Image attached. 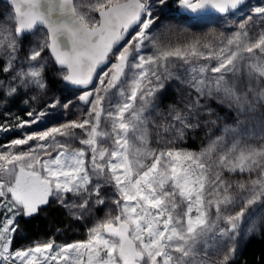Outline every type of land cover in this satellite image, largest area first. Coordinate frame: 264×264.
Instances as JSON below:
<instances>
[{
  "label": "snow or ice",
  "instance_id": "1",
  "mask_svg": "<svg viewBox=\"0 0 264 264\" xmlns=\"http://www.w3.org/2000/svg\"><path fill=\"white\" fill-rule=\"evenodd\" d=\"M6 2V97L34 91L24 104L39 103L49 91L50 64L65 85L86 88L97 75L99 83L78 96L87 111L76 119L0 145V264H230L244 220L264 204V119L256 116H264V3L229 21L247 0H177L184 15H214L221 29H235L200 34L159 23L154 8L167 0ZM37 30L41 37L29 39ZM173 81L178 95L188 91L161 108ZM208 101L234 113L235 125L224 124L199 151L174 147L201 123L223 119H211ZM60 106L53 99L17 117L15 127L40 125ZM11 130L0 125V132ZM153 139L163 147H151ZM77 141L82 147L72 146ZM51 200L76 220L107 210L85 241L12 250L18 218ZM256 230L253 221L245 234Z\"/></svg>",
  "mask_w": 264,
  "mask_h": 264
},
{
  "label": "trees",
  "instance_id": "2",
  "mask_svg": "<svg viewBox=\"0 0 264 264\" xmlns=\"http://www.w3.org/2000/svg\"><path fill=\"white\" fill-rule=\"evenodd\" d=\"M254 3V0H251L250 4L247 3L245 6H252ZM4 7L6 9L7 5L0 0V9ZM177 11V0H167L159 14L161 18H164V20H169L170 23H173L174 21L191 20L195 18L184 15L183 13H178ZM209 21H211L209 18H195V20H192L190 23L196 28L197 26H206L205 24H207ZM228 27L221 29V26H217L216 28L226 31ZM45 54L47 55V52ZM57 71L58 68H56L54 64H50L48 71L46 72V79L50 81L49 90L56 92L61 96L64 93L70 92L72 88H70L68 85H65L60 79L56 77L55 73ZM4 77L5 74L0 71V79ZM176 96L177 92L175 88L173 85H169L163 94L160 106L165 108L169 104H174L176 102ZM3 99L4 93L0 91V101ZM208 105L213 109V113L214 109L216 112L219 110L224 120L228 119V121H231L230 123L236 122L235 114L227 111L215 101H209ZM26 110L27 108L21 95L18 94L9 97L5 105H0V125H2L3 121L6 119H11L15 124L17 123V117L20 119L26 118ZM262 111H264V109H262ZM257 118L261 119L259 116H257ZM213 128V125H208L205 127L201 123L199 129L189 131L187 133L186 140L181 141L179 144L188 149L197 150L205 144L207 140V133L210 131L213 132ZM14 135H16V132H0V145L8 142L12 137H14ZM17 223L19 226V231L15 233L14 240L11 245L12 249L21 247L36 240L48 238H53L56 241H70L73 239L83 238L86 233V223L82 220L73 219L63 207L57 204L55 200H51L47 206L41 207L38 214L32 217L18 218ZM230 264H264V220L258 233L249 235L243 241L235 257L230 261Z\"/></svg>",
  "mask_w": 264,
  "mask_h": 264
},
{
  "label": "rangeland",
  "instance_id": "3",
  "mask_svg": "<svg viewBox=\"0 0 264 264\" xmlns=\"http://www.w3.org/2000/svg\"><path fill=\"white\" fill-rule=\"evenodd\" d=\"M250 1L251 0H247L246 4L247 3L250 4ZM89 2H90V0H83V3L85 5H87V3H89ZM152 2H153L154 5L156 4V0H152ZM254 2H255L254 5H259L261 3H264V0H256V1L254 0ZM243 7H241L239 9V11L236 12L235 14H230L227 19L229 21H231L233 19H236L237 17L239 19H243L244 16L246 15V13L248 12L247 10H249V8L251 6L250 5L249 6L247 5L244 8ZM162 8L163 7H159V6H157V7L154 8L155 15L159 16V23L160 24H171V25H174L177 30L183 28V29H188L190 32H193V33L203 34V33L207 32L210 28H216L217 26H221L223 24L222 23V20L219 17L214 16V15L209 17V20H211V21H209L207 24H205L206 26H199V27L197 26L196 28L193 27L192 24L190 23V22H192V20H195V18L194 19H191V20H180V21H174L173 23H170L169 20H164V18H161V16H160L159 13L161 12V9ZM85 10H87V9L85 8ZM8 12H9V6L8 5H7V8L6 9H5V7L2 8V9H0V19H3L4 14H6ZM177 12L178 13H182V11L180 9H178ZM92 15H97V14L93 13ZM157 27H159V24L157 25ZM216 29L217 30H220L219 28H216ZM234 30H235L234 28H232L231 26H229L226 31L225 30H223V31H225V32H231V31H234ZM36 37H41L40 30H37L36 33H35V35L29 37V39L34 40ZM128 38H130V36ZM126 42H127V40H125L120 45V47H123V44L126 43ZM27 47H29V45H28V43L26 41L25 42V49H27ZM116 50L118 51L119 48H117ZM112 59L114 61V57H112ZM108 67H110V64H108L101 71L107 70ZM0 81H4V83L7 84V82H8V75L5 74V77L4 78H1ZM98 83H99V75L97 76V78H96L93 86L90 89H87V90H93V89H95ZM170 85H173V87L175 89H177V88L180 87V85H178L175 81H173ZM187 91H188L187 89L181 88V91H180L179 95L177 93L176 102L174 104L177 103V101L179 99V96L185 95ZM81 92H82L81 90L72 89L70 92L64 93L63 95L60 96V95H58V93L52 92V91L49 90L48 93L46 94V96L43 97L39 103L29 102L28 105H25L26 108H27L26 113L28 111L32 110V109H36L37 111H40V110L44 109L45 106H46V104L50 103L51 100L57 99V98L60 100V105L61 106L58 107V108H56V109H53L51 115L47 116L45 118V121L42 122L40 125H35V126H32V127H25L23 129H20V128H16L15 127L16 123L14 124L11 119L4 120L3 123H2V125H7V126H9V127L12 128V130L11 131H8V132H16V135H14V137H12L8 142H10L12 139H15V138H22L23 134H25V133H30L32 131L42 130V128H44V127L53 126V125H56L58 123L64 122L65 119H69V120L70 119H76L77 116H79L81 114V112H86L87 111V105H84L82 102H80L78 100V96L81 94ZM35 94L36 93L34 91H29V92H27V94H25L23 92V90H21L20 93H19V95H21L23 97V102L29 96H32V95H35ZM8 98L9 97H6L4 95V99L2 101H0V105H5V103L7 102V99ZM69 100L73 101V103L70 106V109L66 111V110L63 109L62 105L64 103L68 102ZM112 102L113 103L116 102V99H115L114 96H113V101ZM201 103H204V101L202 100ZM208 103H209V101H208ZM160 107L161 108H164L162 106H160ZM166 108L167 107H165V109ZM214 113H213L211 119H215L217 114L220 117H222L221 112L219 110H218V112H216V110L214 109ZM256 115L259 116V118L264 119L263 116H260L259 113H257ZM209 118L210 117L207 116V115H202L200 117V120L201 121H204V120H207ZM226 118H229V117H226ZM24 119H27V116ZM230 122L231 121H228V119H225V120L224 119H221V120L217 121V124L216 125H213V127H214L213 128V132L210 131V132L207 133V140H206L205 144L202 147H204L209 142L210 139H213L216 136L221 135V129L224 126V124H229V125H233V126L235 125L234 122H232V123H230ZM209 125H211V124H209ZM8 132H4V133H8ZM8 142H5L3 145L7 144ZM253 143H259V142L253 141ZM72 146L74 148L82 147V145H80L78 141L77 142H74ZM173 146L174 147H177V148H184V149H187V150H190V151H199L202 148V147H200L197 150H195V149H188V148L180 145L179 143L176 144V145H173ZM151 147L158 148V147H163V145H158L155 142V140L153 139V141L151 143ZM232 179L239 180V179H242V177H240V176H234V177H232ZM108 191L110 192V189H108ZM69 199H71V197H69ZM263 205L264 204L257 205L256 211L254 213H251L250 214L251 215V219L246 218L244 220V223H243V225H242V227L240 229V236H239V238L237 240V244H238L237 251H238L240 245L243 243V241L249 236V235H246L245 233H246V230L253 223V221H255L256 222V225H257V230L253 234H257L258 233V231H259V229L261 227V224H262V222L264 220V207H263ZM113 208H114V206H113ZM106 210H107L106 207L105 208H101V209H99V211H94L90 216H88L84 220H82V221H84L86 223V230H85L86 233H85V236L83 238L73 239V240L65 241V242L64 241H56L53 238H48V239H43V240H36V241H33L31 243L25 244V245H23L21 247H18V248L12 249V250L21 249V248H27L29 246H32L34 244V242L35 243H45V242H48L50 239L51 240H54L56 245H64V244L78 242V241H85L88 238V236H87V229L89 227H92L94 225V223L99 218H102L105 215ZM238 210H239V207H236L235 209H233V211H238ZM113 214H115V211H113ZM0 219H3V214L2 213L0 214ZM224 251H227V248H225ZM237 251H236V253H237Z\"/></svg>",
  "mask_w": 264,
  "mask_h": 264
},
{
  "label": "water",
  "instance_id": "4",
  "mask_svg": "<svg viewBox=\"0 0 264 264\" xmlns=\"http://www.w3.org/2000/svg\"><path fill=\"white\" fill-rule=\"evenodd\" d=\"M1 1L8 5V3L6 2V0H1ZM97 15H98V14H97ZM123 42H124V41H123ZM123 42H122V43H123ZM122 43H121V44H122ZM107 65H108V64H107ZM107 65H103V66H101V68L98 69V73H99L101 70H103ZM55 67L57 68V66H55ZM97 76H98V75H97ZM97 76L94 78L93 82H92L90 85H88L86 88H76V87L71 86V85H68V86H69L70 88H72V89L81 90V91H83V90H87V89H90V88L93 86V84H94V82H95Z\"/></svg>",
  "mask_w": 264,
  "mask_h": 264
}]
</instances>
